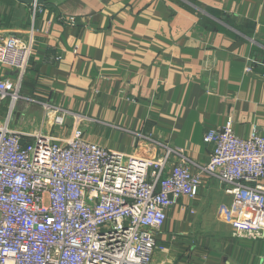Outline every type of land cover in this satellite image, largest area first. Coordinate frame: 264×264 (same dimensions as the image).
Segmentation results:
<instances>
[{"label":"crops","instance_id":"0c3cea01","mask_svg":"<svg viewBox=\"0 0 264 264\" xmlns=\"http://www.w3.org/2000/svg\"><path fill=\"white\" fill-rule=\"evenodd\" d=\"M0 35L32 41L22 99L0 101V126L13 131L73 132L160 156L144 134L199 164L213 151L204 134L227 120L240 138L254 125L264 136V68L245 71L264 57V0H0ZM0 78L14 82L17 70L0 65ZM55 108L83 120L67 115L57 126ZM231 202L221 183L203 178L195 198L167 211L152 263L264 264V238L233 237Z\"/></svg>","mask_w":264,"mask_h":264},{"label":"built area","instance_id":"2783aa9c","mask_svg":"<svg viewBox=\"0 0 264 264\" xmlns=\"http://www.w3.org/2000/svg\"><path fill=\"white\" fill-rule=\"evenodd\" d=\"M31 55L32 41L0 35V65L18 73L14 82L0 78V101L10 96V107L22 99ZM252 64L264 68V57L245 71ZM64 117L55 122L62 125ZM232 125L230 119L204 134L213 151L199 164L141 134L163 153L127 154L73 132H17L6 122L0 126V264H153L155 232L167 211L181 196L195 198L203 178L221 183L231 197L233 237L264 238V136L254 125L240 138Z\"/></svg>","mask_w":264,"mask_h":264},{"label":"rangeland","instance_id":"374dc122","mask_svg":"<svg viewBox=\"0 0 264 264\" xmlns=\"http://www.w3.org/2000/svg\"><path fill=\"white\" fill-rule=\"evenodd\" d=\"M43 110H44V112H48V110L49 109H52V106H46V104H44L43 106ZM47 107V108H46ZM51 107V108H50ZM45 108V109H44ZM55 111H59V113L60 114H57V115H55L54 116V119H56L57 117H61V115L64 113V115L65 116H67V115H71L72 116V118H73V124H77V123H79V121H81V120H83V116H81L80 114H74V113H72V112H70L69 110H66V109H60V108H55ZM85 117V116H84ZM65 118V117H64ZM55 124L57 125V126H61V123H57V122H55ZM34 132H36V131H34ZM34 132H32V133H34ZM71 134V133H70ZM52 135H53V133H52ZM78 135V134H77ZM141 135H144V134H141ZM79 136V135H78ZM144 136H147V135H144ZM80 137V136H79ZM81 138V137H80ZM153 140H155L154 138H153ZM87 141V140H86ZM156 141V140H155ZM162 143V142H161ZM155 146V145H154ZM162 149V148H161ZM163 151V150H162Z\"/></svg>","mask_w":264,"mask_h":264},{"label":"water","instance_id":"95a60500","mask_svg":"<svg viewBox=\"0 0 264 264\" xmlns=\"http://www.w3.org/2000/svg\"><path fill=\"white\" fill-rule=\"evenodd\" d=\"M17 1L27 5H43L48 0H17Z\"/></svg>","mask_w":264,"mask_h":264}]
</instances>
